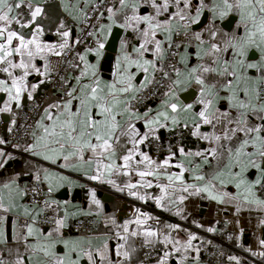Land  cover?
Returning <instances> with one entry per match:
<instances>
[{"label":"snow or ice","instance_id":"1","mask_svg":"<svg viewBox=\"0 0 264 264\" xmlns=\"http://www.w3.org/2000/svg\"><path fill=\"white\" fill-rule=\"evenodd\" d=\"M119 7H107V20L109 30L113 25L140 33L138 47H133L129 52L124 42L121 43V54L116 57L110 81L102 80L98 75L100 49L104 48V43L97 37V47L95 49L86 48L84 54H79L80 65H77L79 74L69 79H75L76 84L63 90L64 100L59 103H50L43 110V115L36 122L32 132V142L24 147V151L33 156L48 161L51 164H58L59 168L78 170L85 165L91 167L95 161V170L85 173L88 179L107 182L113 185L112 177L116 175L129 176L136 165V175L140 177L137 183H126L129 195L138 199H145L140 196L135 189L140 187H151V183L144 180L147 176H156L159 180V173L155 169H164L169 165L171 157H167L162 163L153 161L147 153L140 150V145L148 140L149 136H155L157 128H166L168 123L179 126L180 113H187L192 108V104H181L180 97L176 89L186 83L194 82L198 86L199 95L196 103L201 105L198 112L192 113L198 120L193 124V137L200 138L198 130L201 122L221 126L222 135L215 132L209 136L205 134L202 138L209 140L214 145L221 142H236L233 148L231 145L225 148L224 144H219V149L212 146L203 151L185 152L183 147L179 148L181 157L197 156L204 164H210L209 157L219 161L226 150L228 164L223 168H218L210 176L200 174V165H196L195 181L200 184L184 183V163L175 165L179 168V173L165 172L168 180L167 186L159 183L162 193L168 187L178 188L184 193L206 194L211 200L217 203H224L225 198L235 200L236 210L240 211L244 205H255L264 209V196L258 193L264 192V0H212L210 5H205L201 0L195 6V15L190 14L194 7L191 0H151V7L155 15L138 14L140 3L136 0H118ZM182 5V6H181ZM87 7V4H85ZM175 8L170 16L163 22L159 21L162 13L169 12ZM207 8L211 13L213 28L209 29L208 47L203 50L205 40L202 34L197 32L194 39L197 41L196 58L201 63L188 68L187 63L181 57V62L185 63L186 73L174 68L175 79H172L168 72H164V78L171 80L168 90L163 93L159 109L152 115L153 110L134 111L132 101L138 99L137 94L147 87L149 80V69L153 74L157 70V61H163L164 48L167 43L168 48L172 47V33L177 21L190 20L195 24L198 22L202 12ZM26 9V11H25ZM65 6V11H67ZM230 13L239 16L237 29H243L242 33L233 31L230 35L225 33L218 41L219 30L214 28V21L224 19ZM123 16L121 23L117 16ZM44 16V7L41 3L33 0H0V74L5 78H0V93L7 96L4 106L0 107V113L11 111V104L19 108L21 106L22 95L27 92V98L33 99V93L38 84H29L27 78L35 73L37 76L47 78L50 75L49 55L60 57L65 49L69 47L68 39L70 32L64 29V22L61 21L57 28V35L61 38L58 45L44 43L41 37L44 35L43 26L38 22V18ZM76 19L75 16L72 17ZM143 25V28L139 27ZM104 24L100 25L103 30ZM187 33V25H182ZM165 34V39H157V33ZM91 35H95L92 33ZM152 46L151 48L149 46ZM180 47L179 44L176 45ZM256 49L260 56L255 63L246 62L245 57L250 49ZM152 51L153 59H145L144 54ZM231 52L233 59L228 60L221 56V53ZM94 52L97 56V64L89 63L87 53ZM134 53V54H133ZM187 54V48H185ZM210 61L206 64L205 59ZM43 61V70L37 66L35 61ZM255 70L258 75H254L251 70ZM143 72L144 81L139 86L135 83L139 73ZM205 74H208L207 77ZM184 77L182 80L181 77ZM44 83V79L40 80ZM75 101V103H74ZM221 102L226 103V110H221ZM53 109L55 111H53ZM127 117V119H124ZM123 120V123H121ZM137 121H143L144 133L136 127ZM255 121H259L258 123ZM14 124L15 121L13 120ZM187 128V121L184 122ZM11 127L8 131L11 132ZM6 141L0 140V144ZM131 143V147H127ZM18 147V145H14ZM118 147L123 148V154H118ZM139 156V160L134 157ZM10 154L0 151V168H3ZM117 160H122L118 164ZM143 165V169L140 166ZM249 169L256 170V179L250 180L246 173ZM107 177V179H106ZM33 179L40 182L39 174H35ZM72 183L68 177L59 173L44 169L43 182L48 185V192L53 191V183L60 186L61 182ZM229 184L236 189L235 195L223 191ZM219 186V187H217ZM34 192L37 189H32ZM123 190V189H118ZM28 189H21L12 178L9 182L0 186V213L14 212L18 207L17 198L22 199L27 195ZM91 195L93 203L99 207V201ZM162 197H156L157 207L161 206ZM181 196L180 200L183 201ZM49 206L48 201H44V207ZM23 208L22 215L26 218L25 232L17 238L15 223L13 224L12 240L19 243L22 239L26 259L17 252L14 264H82L86 258L87 264H130L131 253L126 250V244L119 241H127L129 236H144V245L153 243L151 238L155 237V243L164 245L163 254L157 259L156 264H166L173 252L180 253L182 247L185 251L192 248V241L195 236L191 233L187 241L181 245L179 240H173L169 235L147 228L143 232L139 227L135 230L129 228L130 223L138 226L143 225V220L139 217L135 221H125L122 228L123 235L118 231L116 236V260L109 259L107 241L102 242L95 251L92 250V241H87V247L82 240H67L60 235L61 229L65 226L64 219H56L55 227L47 233L36 227L38 218L43 209L36 210V206L27 204L19 205ZM146 215V214H145ZM67 213L65 214V218ZM30 218V222L29 221ZM4 217L0 215V225H3ZM113 225L116 221H112ZM264 223V221H261ZM199 226V225H198ZM169 229H176L177 225H167ZM209 232L214 229L209 228ZM9 243L5 237L4 228L0 226V244L7 246ZM172 244L171 250L168 245ZM58 245L63 246V254L58 255ZM259 245L264 249V239L259 241ZM135 249L133 248V251ZM11 254L12 249H8ZM199 249H197V252ZM264 257V251L257 253ZM35 259V262L33 258ZM97 257L99 260L97 261ZM185 257L177 260L176 264H184ZM229 261H240L235 256H229ZM0 264H5L0 259Z\"/></svg>","mask_w":264,"mask_h":264},{"label":"crops","instance_id":"2","mask_svg":"<svg viewBox=\"0 0 264 264\" xmlns=\"http://www.w3.org/2000/svg\"><path fill=\"white\" fill-rule=\"evenodd\" d=\"M37 2V0H33V3ZM44 7V16L38 18V22L43 26L44 35L41 37V40L44 43L48 44H56L58 45L60 42V37L56 34L57 28L61 21L64 22V29L70 32V36L68 39L69 47L75 41L77 35V24L84 18L88 9L96 2V0H38ZM136 2L140 3V8L138 14L140 15H155L154 10L151 7V0H136ZM174 3L175 0H172ZM201 0H191V3L194 7L190 10L191 15H195V6L199 5ZM212 0H204L205 5H210ZM87 4V7H85ZM65 6H67V11H65ZM111 6L119 7L118 0H114ZM182 6V5H181ZM26 11V9H25ZM172 11H175V8L170 9L169 12L162 13L157 19L161 22L165 21L171 14ZM107 10L104 14L102 24L105 25L104 29L101 30L100 26L97 28L95 32V46L92 49L97 47V37L104 43V48L100 49L101 55L99 56V64H98V75L102 80L110 81L112 79L111 73L113 71V66L116 61V57L121 54V43L124 42L126 49L131 52L133 47H138L140 42V33L134 32L132 29L125 30L122 27L113 25L111 29L107 27L109 21L107 20ZM75 16L76 19L72 17ZM204 18V23L201 26H197L200 21ZM117 19L122 23L123 16L118 15ZM239 21V16L235 13H230L224 19L217 18L214 21V28L219 30L220 35H218L217 40L219 41L221 37L227 33L231 34L233 31H239L242 33L243 29H237V22ZM182 25H187V33L184 30ZM139 27L143 28V25ZM213 28V22L211 20V13L207 11V8L202 12L197 23L193 24L190 20L185 21H177L174 25V31L172 33V41L177 33L182 35V46L179 52V65L178 69L182 73L187 72V68H185V63L181 62V57H183L184 61L187 63L188 68L196 66L201 61H198L196 58L197 51V41L194 39V34L199 32L202 34V38L205 40V44L202 46L201 55H203V50L207 49L209 40V29ZM114 30H118L119 39L117 44V53L114 56V61L111 64L110 71L108 72V76L102 72V63L105 55V47L109 42L110 37ZM157 39L164 40L165 34L157 33ZM152 47L151 45L149 46ZM164 48V58L167 56L169 52V48L167 43L163 46ZM185 48H187V54H185ZM85 49H81L79 54H84ZM78 54V63L79 61ZM134 54V53H133ZM50 56V55H49ZM223 58L228 60H232V53L224 52L221 53ZM259 52L256 49H250L248 51L247 56L245 57L246 62L255 63L259 60ZM145 59H153L152 51L146 52L144 54ZM163 58V59H164ZM87 59L91 64H97V56L94 52L87 53ZM159 62V61H157ZM204 63H210L207 58ZM38 67L43 70V61L37 59L35 61ZM82 67V65H80ZM76 75L79 74V69L76 68ZM254 75H258L255 70H251ZM153 72L149 69L148 77L151 81L153 77ZM206 77L208 74H205ZM74 77V76H73ZM172 79H175V72L170 75ZM0 78H5L4 74H0ZM44 79V83H40V80ZM183 80L184 77L182 76ZM29 90L30 85L32 83H37L38 87L36 91L33 93V99L40 93L42 89L45 87V78L37 76L35 73L30 75L28 78ZM144 81L143 72L139 73L135 83L139 86L140 82ZM76 84L75 79H71L70 87ZM149 84V83H148ZM147 84V85H148ZM171 84V80H168V86ZM167 86V90H168ZM166 90V91H167ZM178 96L180 97L181 104H192L193 108L187 113H180V124L179 126L172 125L171 122L168 123V127L166 128H157L155 136L158 138H163L165 134L175 131L179 128H184L189 133V140L187 145H184L183 148L185 152L195 153L196 151H203L212 146H216L219 149V144H224L225 148L231 145L233 148L236 146V142H226L221 141L217 144H213L209 140H205L202 137L207 134L211 136L214 132L218 135H222L221 126L216 125L215 129L212 125L203 124L201 122L200 128L198 130V135L200 138L193 137L191 135L193 131V124L198 120V117H194L192 113L198 112L201 108V105L196 103V98L199 95L198 86L194 84V82L185 85H182L180 88L176 89ZM138 95V94H137ZM32 99V100H33ZM164 99L162 95L161 98L155 102L147 105L146 107L134 110L144 112L147 111L148 108L153 110L152 115H155V112L159 109L161 100ZM7 100V96L4 93H0V107L4 106V102ZM32 100L27 98V92L22 95L21 106L17 108L15 103L11 104V111L6 113H0V140L6 141V133L9 125L13 119L14 114L21 108L27 106ZM64 99L58 98L57 95H52L50 103H59ZM75 103V101H74ZM133 103V101H132ZM46 105V107L48 106ZM221 110H226V103L221 102ZM53 111H55L53 109ZM42 113L37 118L36 122L43 115ZM127 119V117H124ZM187 121L188 127H184V122ZM259 122V121H255ZM123 123V120H121ZM7 125V129L4 127ZM36 125V123H35ZM136 127L140 131V134L143 135L145 129L143 121H137ZM34 130L35 127H34ZM154 138L153 136H149L148 139ZM33 137L30 138L26 143L19 144L18 147H14L16 153H12L11 158L7 160V163L3 168H0V186L4 183L9 182L12 178H16L17 184L22 189V183L25 181H35L33 176L35 174H39L40 182L44 185L47 192V201L49 206L46 208L47 212L55 215L58 219L65 220V226L61 229L60 235L63 239L67 240H82L85 242V246L87 247V241L91 239L92 245L91 248L95 251V248L98 247L102 242L107 241L109 244L108 256L109 259L113 261L116 260V244L118 242V238L116 233L119 231L122 235L123 230L119 225H123L125 221H135L138 217L143 220V225L138 226L134 222L129 224V228L131 230H135L139 227L140 231L143 232L147 228H151L153 231L162 232L166 235H169L173 240H179L181 245H183L188 238V235L191 233L195 236V239L192 241V248L185 251L182 247L180 248V253L173 252L166 264H176L177 260L181 259V256L185 257L184 264H208L203 256V253L200 249V245L202 241L206 238L205 234H211L208 229H216V224L224 223L231 234V246L235 248L239 254L227 250L229 256H235L240 261V264H264V257L257 255V253L264 251L259 245V241L261 240V228L264 226V209H260L255 205H244L241 207L240 211L237 212L235 204V200H228L225 198L224 203H217L215 200H211L207 197L206 194H193L191 192L184 193L179 191L178 188L168 187L167 190L162 193L160 187H157L159 183L162 186L168 185V180L164 175L165 172L179 173L180 169L175 167L177 163L183 162L185 167L184 172V183L185 184H200L201 182L195 181L193 176L196 174V165H200L199 172L200 174L205 175L206 177L210 176L215 170L218 168H223L224 171H227L224 168L225 165L228 164L227 152L223 151L222 158L217 161L213 160L209 157L210 164H204L202 159L197 156H185L181 157L179 153V148L172 154L160 158H153L150 154L144 149V144L140 145V150L144 153H147L150 158L157 162L162 163L163 160L167 157H171L169 161L168 167L164 169H155L159 173V180H157L156 176H147L144 178L145 181L151 183V187H140L135 189L140 196H144L145 199L141 200L136 197L130 196L129 190L125 187L126 183H137L140 181V177L136 175V165H133V169L130 172L129 176L125 177L122 174L116 175L112 177L114 180V184L110 185L106 181L101 183L99 181H94L88 179L85 173L91 174L95 170V161L89 167L85 165L82 169L78 170H69L59 168L58 164L61 161H58L57 164H51L48 161L41 159L38 156H33L30 153L25 152L24 147L32 142ZM4 144H0L2 146ZM127 147H131V143H128ZM0 151H3L0 147ZM124 149L118 147V154H123ZM7 155V154H6ZM134 160H139V156L134 157ZM118 164H122V160H117ZM143 165L140 166V169H143ZM44 169H48L52 172L59 173L63 176L69 178L72 183H68L67 181L61 182L60 186L57 183H53V191L48 192L47 183L43 182V174ZM247 177L250 180L256 179V170L249 169L246 173ZM107 179V177H106ZM219 187V186H217ZM118 189H123L118 190ZM223 191L228 192L231 195H235L236 189L231 184H229ZM104 194H108L112 197V199H104ZM95 195V199L99 201V207L91 200V195ZM117 194L119 196H117ZM261 195L260 193H258ZM183 196V201L180 200V197ZM264 196V195H261ZM156 197H162L161 206L157 207L156 205ZM27 204L30 205L25 196L20 199L17 198L18 207L14 210V212L9 213H0L4 217L3 225H0L4 228L5 237L8 239L9 243L6 245L0 244V257L3 258L5 264H14L15 259L17 258V252H19L22 258L26 259L25 250L23 247L22 239L17 244L13 242V224L15 223V232L17 238L20 239V234L26 231L25 220L26 218L22 215L23 208L19 207V205ZM124 204L129 205L126 209H123ZM36 210H39L36 207ZM67 216L65 218V214ZM146 214V215H145ZM80 218H89L96 222L95 233L93 235L86 234H74L70 231L71 224L80 219ZM115 220L116 224L113 225L112 221ZM30 222V218L29 221ZM177 225L176 229H169L167 225ZM199 225V226H198ZM43 232L47 233L52 228H42L36 225ZM153 240L152 245L154 249H156L161 255L163 254L164 245L155 243L156 238H151ZM120 243L126 244V250L131 253V262L130 264H140V251L139 246L144 245V236L140 235L138 237L129 236L128 240L119 241ZM58 255L63 254V246L58 245ZM168 249L171 250L173 245L169 244ZM12 249L11 254H9L8 249ZM133 248L135 249L133 251ZM197 249L199 251L197 252ZM35 257L33 258L35 262ZM97 261L99 257L96 258ZM236 264L235 261H232ZM82 264H87L86 258L82 260ZM156 264V262L152 263Z\"/></svg>","mask_w":264,"mask_h":264},{"label":"built area","instance_id":"3","mask_svg":"<svg viewBox=\"0 0 264 264\" xmlns=\"http://www.w3.org/2000/svg\"><path fill=\"white\" fill-rule=\"evenodd\" d=\"M113 2L114 0H96L88 9L84 18L77 24V35L73 44L65 49L60 57L48 56L51 71L50 75L45 78V87L27 106L19 109L14 114L12 121L14 120L15 123L13 124L11 121L9 125L12 130L11 132L7 130L6 143L0 146L5 154L16 153L14 145L26 143L30 140L36 120L52 95L64 99L63 90L70 88L71 79L69 77L76 75L79 51L95 46V35L91 34L95 33L102 24L106 9ZM177 44L180 45L179 48L176 47ZM181 46L182 35L177 33L167 56L163 61L157 62V70L151 79L152 82L137 95L138 99L133 101L132 107L134 110L142 109L151 103L157 102L167 90L168 79L164 78V72L172 75L175 72L173 66L178 69ZM110 77H112V73ZM188 140V131L179 128L165 134L163 138L146 140L144 149L150 156L157 159L174 153L179 147L187 145ZM24 188L28 189V193L25 195L26 201L32 206L35 205L39 210L43 209L37 225L42 228H54L55 220L58 218L48 213L44 207V201L48 199L44 185L41 182L29 180L22 183V189ZM33 188L38 191L34 192ZM260 194L264 195V192ZM117 196L119 195L117 194ZM95 227L96 222L94 220L80 218L71 224L70 231L74 234L93 235L96 231ZM215 228L211 234H205L206 238L200 245L205 261L208 264H234L229 261L227 250L237 254L240 252L231 246V234L228 227L224 223H218ZM139 251L140 264H152L161 256L152 245H140ZM0 259L3 258L0 257Z\"/></svg>","mask_w":264,"mask_h":264},{"label":"water","instance_id":"4","mask_svg":"<svg viewBox=\"0 0 264 264\" xmlns=\"http://www.w3.org/2000/svg\"><path fill=\"white\" fill-rule=\"evenodd\" d=\"M203 23H204V18L200 21V23L197 26H201ZM118 39H119V32L118 30H114L112 36L109 39V42L105 47V55L101 67L102 72L106 74L105 76H108L107 74L110 71L111 64L114 61V56L117 53ZM4 128L7 129V125ZM103 197H105L104 199H109V198L112 199L110 195L104 193H103ZM127 207H129V205L124 204L123 209H126ZM260 232H261V239H264V226L261 228Z\"/></svg>","mask_w":264,"mask_h":264}]
</instances>
